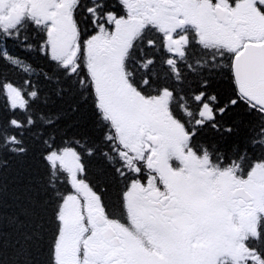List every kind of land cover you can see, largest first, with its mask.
Masks as SVG:
<instances>
[{"label": "snow or ice", "instance_id": "6c2138e0", "mask_svg": "<svg viewBox=\"0 0 264 264\" xmlns=\"http://www.w3.org/2000/svg\"><path fill=\"white\" fill-rule=\"evenodd\" d=\"M0 264H264V0H0Z\"/></svg>", "mask_w": 264, "mask_h": 264}, {"label": "trees", "instance_id": "16d2710c", "mask_svg": "<svg viewBox=\"0 0 264 264\" xmlns=\"http://www.w3.org/2000/svg\"><path fill=\"white\" fill-rule=\"evenodd\" d=\"M8 50L12 55L18 56L25 63L31 64L37 72H39L41 69L47 70L46 61L38 53L22 50L21 48H18L15 44L12 43H9ZM7 75L10 79L15 82H22L24 73L18 70H13L11 72H8ZM41 83H43L42 77ZM13 167L16 168L18 167V165L14 162Z\"/></svg>", "mask_w": 264, "mask_h": 264}]
</instances>
